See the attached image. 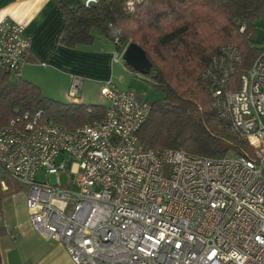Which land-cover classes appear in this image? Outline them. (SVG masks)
Masks as SVG:
<instances>
[{
	"label": "built area",
	"instance_id": "obj_1",
	"mask_svg": "<svg viewBox=\"0 0 264 264\" xmlns=\"http://www.w3.org/2000/svg\"><path fill=\"white\" fill-rule=\"evenodd\" d=\"M30 47L23 25L0 20V70L19 73ZM239 61L236 46H222L200 75L217 129L247 147L239 154L143 150L151 106L110 83L101 121L66 131L38 111L0 125V171L26 188L33 228L74 264H264V52L229 90ZM81 89L73 78L69 98ZM41 170L55 183L37 182Z\"/></svg>",
	"mask_w": 264,
	"mask_h": 264
},
{
	"label": "trees",
	"instance_id": "obj_2",
	"mask_svg": "<svg viewBox=\"0 0 264 264\" xmlns=\"http://www.w3.org/2000/svg\"><path fill=\"white\" fill-rule=\"evenodd\" d=\"M54 1L63 20L57 41L62 47L74 49L104 38L113 42L115 51L133 43L145 52L152 64L145 77L162 97L149 103L150 115L137 133L143 150H178L220 159L247 149L217 129L218 116L200 75L222 46L234 45L240 61L230 79L233 88L228 89L237 86L264 52V43L253 42L257 24L264 21V0H142L132 8L126 0H98L76 8ZM109 26L120 31L116 42ZM38 111L42 121L66 131L104 117L102 106L52 100L18 73L0 70V125ZM0 172L1 214L2 200L26 188ZM6 232L0 221V236Z\"/></svg>",
	"mask_w": 264,
	"mask_h": 264
},
{
	"label": "crops",
	"instance_id": "obj_3",
	"mask_svg": "<svg viewBox=\"0 0 264 264\" xmlns=\"http://www.w3.org/2000/svg\"><path fill=\"white\" fill-rule=\"evenodd\" d=\"M60 1L68 8H76L87 0ZM3 19L25 27L31 47L18 75L38 86L44 96L84 104L83 93L75 101L69 98L73 78L82 80V89L94 84L101 90L107 83L117 87L116 74L122 67L119 60L113 61V42L96 38L91 44L74 49L59 45L63 20L54 0H0V20ZM18 215L4 220L7 232L0 236L1 264H74L60 243L33 228L29 213Z\"/></svg>",
	"mask_w": 264,
	"mask_h": 264
},
{
	"label": "rangeland",
	"instance_id": "obj_4",
	"mask_svg": "<svg viewBox=\"0 0 264 264\" xmlns=\"http://www.w3.org/2000/svg\"><path fill=\"white\" fill-rule=\"evenodd\" d=\"M254 43L262 44L264 43V21H260L257 24V34L253 39ZM121 65V71H118L116 76H119V80L115 81L116 86L121 91H126L128 89L132 90L136 98L147 103H152L162 97V94L155 89H153L148 82L147 78L139 73L130 71L124 65L121 57L118 62ZM15 77V76H14ZM83 93L86 96V100L83 105L88 107H93L96 105L105 107L107 105L106 101L101 98L100 95V87L94 86V84L85 87L82 89L78 95V97ZM65 155H60L56 158L55 164L59 165L61 160H64ZM0 172V177H2ZM35 180L37 182H46L48 181L50 184L55 183V175H45L43 170L39 171L36 175ZM60 180L62 185H66V176L65 173L60 174ZM26 191L24 189H20L19 192L4 198L1 202V211L0 221L4 224V220L6 218H15L18 216H22V212H26L28 216L29 211L26 208Z\"/></svg>",
	"mask_w": 264,
	"mask_h": 264
},
{
	"label": "water",
	"instance_id": "obj_5",
	"mask_svg": "<svg viewBox=\"0 0 264 264\" xmlns=\"http://www.w3.org/2000/svg\"><path fill=\"white\" fill-rule=\"evenodd\" d=\"M121 59L127 68L143 76L149 75L151 71L152 64L146 57L145 52L136 44H128Z\"/></svg>",
	"mask_w": 264,
	"mask_h": 264
}]
</instances>
